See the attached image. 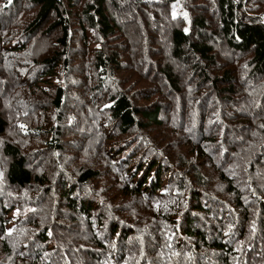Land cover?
<instances>
[{
    "label": "trees",
    "instance_id": "obj_1",
    "mask_svg": "<svg viewBox=\"0 0 264 264\" xmlns=\"http://www.w3.org/2000/svg\"><path fill=\"white\" fill-rule=\"evenodd\" d=\"M0 158V264H264V0H0Z\"/></svg>",
    "mask_w": 264,
    "mask_h": 264
},
{
    "label": "rangeland",
    "instance_id": "obj_2",
    "mask_svg": "<svg viewBox=\"0 0 264 264\" xmlns=\"http://www.w3.org/2000/svg\"><path fill=\"white\" fill-rule=\"evenodd\" d=\"M176 13H178V12H176ZM178 15H179V13H178ZM72 97H73L72 102L76 103L78 105L79 102L81 101L80 97L75 95V94H73ZM92 114L95 116L96 112L92 113ZM75 126H77V125H75ZM158 132H160L159 129H158ZM76 144H77V146H81L83 144V149L81 151H78L76 148L74 149V151L78 155L71 160H70V156L67 157V155H60L58 157L59 161L64 165H68L70 167V170H72L74 168H82L84 166L89 167V165L96 166V163L99 161V156L95 153L98 150L97 142L84 139L80 142H76ZM70 152H73V151H70ZM4 181H5V179H4L3 162L0 158V188L4 185ZM107 183H108V181L104 177L100 178L97 182H94L95 188H100V189L107 187L106 186ZM34 188H37V187H34ZM29 192L33 193L34 192L33 188H31L29 190ZM11 193H12V191H11ZM4 204H5V206H7V210L12 207L10 200L5 201ZM9 212H10L9 216L4 217L3 222L6 223L8 233L13 234V232H15V230L18 231L20 229V227H22L21 221L24 220L27 217V215L23 211L18 212L16 214V211L13 208ZM0 237H2V236L0 235ZM1 255H2V253L0 252V256Z\"/></svg>",
    "mask_w": 264,
    "mask_h": 264
}]
</instances>
